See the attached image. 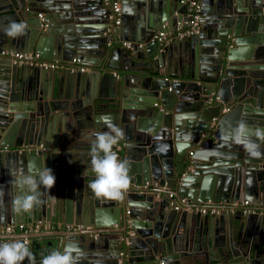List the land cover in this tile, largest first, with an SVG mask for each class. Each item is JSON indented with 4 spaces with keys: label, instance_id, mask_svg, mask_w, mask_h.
I'll return each instance as SVG.
<instances>
[{
    "label": "water",
    "instance_id": "obj_1",
    "mask_svg": "<svg viewBox=\"0 0 264 264\" xmlns=\"http://www.w3.org/2000/svg\"><path fill=\"white\" fill-rule=\"evenodd\" d=\"M190 2L200 7L195 32L159 42V32L192 27ZM119 4L121 22L110 30L104 0H0V228L61 224L39 236L49 249L27 244L41 260L72 245L77 264H264V0ZM13 22L27 26L15 37L6 32ZM3 51L78 59L90 72L17 65ZM104 116L124 132L113 147L129 166L120 200L98 198L89 187L95 134L109 130ZM45 168L52 187L42 181ZM29 176L39 203L17 211V198L32 194L21 186ZM146 183L155 188L142 190ZM166 191L194 206L260 207L174 211L154 195Z\"/></svg>",
    "mask_w": 264,
    "mask_h": 264
},
{
    "label": "clouds",
    "instance_id": "obj_2",
    "mask_svg": "<svg viewBox=\"0 0 264 264\" xmlns=\"http://www.w3.org/2000/svg\"><path fill=\"white\" fill-rule=\"evenodd\" d=\"M25 23H11L6 29L9 36H17L23 33L26 28ZM100 120L105 122L108 131L95 134V141L91 148V170L95 176L89 185L90 189L98 198L120 200L124 192L129 187V166L126 161L118 158L113 151L116 145L124 137V132L118 126L111 124L110 117L104 116ZM247 130V126L241 123L237 129V135L242 137ZM238 142L243 143L244 147L251 151L255 145L245 142L242 139ZM47 175L42 176L44 184L52 187L55 177L50 169L45 168ZM27 184L32 194L18 197L16 200L17 211H30L34 205L39 203L38 193L35 192L37 182L29 176L21 180V186ZM74 253H76L74 255ZM32 259L29 247L21 241L15 243L0 244V264H21L25 259ZM79 253L72 245L66 246L63 251L56 250L49 253L42 259L41 264H77Z\"/></svg>",
    "mask_w": 264,
    "mask_h": 264
},
{
    "label": "built area",
    "instance_id": "obj_3",
    "mask_svg": "<svg viewBox=\"0 0 264 264\" xmlns=\"http://www.w3.org/2000/svg\"><path fill=\"white\" fill-rule=\"evenodd\" d=\"M255 1V0H250ZM105 5L110 7L111 13L109 16L110 23H111V29L117 27L120 22V16H121V8L120 4L116 0H104ZM199 5L196 2H190L189 3V14L192 16L193 21L191 22L192 27L189 30H179L178 32L170 35L166 34L165 32H159L157 34V38L159 42H168L170 39H182L185 37L191 36L195 30L194 25L197 24V21L199 20ZM41 17V16H40ZM118 42V40H116ZM119 45H121L123 48L127 50H131V43L129 42H118ZM111 44L108 43V46ZM141 47V45H139ZM1 55L3 57H6L12 61V63H15L17 65H24L28 67H41L45 69H51V70H57L60 68H70L71 71H79V72H88L89 67L83 65L78 59H73L70 62H64V61H47L41 58L39 53L32 52V53H19V52H12V51H3L1 52ZM6 150V149H4ZM140 189V187H137ZM153 187L151 184L146 183L144 184L141 189L142 190H151ZM165 190L164 188L162 189ZM156 197H166L169 201V204L172 206V209L174 211H180L183 209H186L190 212H200L202 215H208V214H215L220 213L222 211H230L231 213L236 211L238 208H243L244 213H256L258 211V207L251 206L250 203L247 201L241 202V203H233V204H223L222 202L217 203L211 200L206 201L204 204L200 206H194L187 202L184 198H177L175 194L172 191H166L164 195L161 196V194L154 193ZM259 213L264 215V211H259ZM52 229L51 224L48 222L43 221H35L31 223H23L18 225H8L4 228H0V236L1 235H10L16 231H19L23 234H38L41 232H48ZM24 244L27 245V240L24 241ZM162 264V263H160Z\"/></svg>",
    "mask_w": 264,
    "mask_h": 264
},
{
    "label": "crops",
    "instance_id": "obj_4",
    "mask_svg": "<svg viewBox=\"0 0 264 264\" xmlns=\"http://www.w3.org/2000/svg\"><path fill=\"white\" fill-rule=\"evenodd\" d=\"M116 1H120V0H116ZM92 18H94L95 20H99V19H101V17L100 16H94V17H92ZM93 25H97V26H99V25H102L101 23H99V22H94L93 23ZM170 41V40H169ZM168 41V42H169ZM170 70L172 71L173 69H172V67L170 68ZM88 72H90V71H88ZM173 80V79H172ZM117 150H119V149H117ZM118 152V151H117ZM116 152V153H117ZM152 183V182H151ZM153 188H155V186H152ZM222 203L223 204H227L225 201H222ZM241 203V202H240ZM251 206H256V207H260L259 205H257V204H253V205H251ZM170 207L172 208V206L170 205ZM185 212H188V213H190V211H188V210H186V209H183ZM223 212V211H222ZM235 212V211H234ZM234 212H232V213H234ZM221 213V212H220ZM224 213H226V214H230L231 212L230 211H224ZM208 215H210V214H208ZM35 221H43V222H47V221H44V220H34V221H29V222H23V223H31V222H35ZM23 223H19V224H23ZM48 223H50L51 224V227H52V229L50 230V231H48L49 233H51V234H53L55 231H62V229H63V226L61 225V224H58V223H56V222H48ZM15 226V225H14ZM73 226V225H72ZM72 226H67V229L68 230H72L73 229V227ZM80 227V226H79ZM47 232H41V233H38V234H23V233H21V232H19V231H16V232H14V233H12V234H10V235H1L0 236V243H2V244H4V243H15V242H18V238L19 237H33V236H35V237H33V238H29V240L27 239V244H31L32 246H34V245H40L42 248H44V249H49V247L47 246V242H49L50 240H46V241H43L42 240V238H40L39 236L41 235V234H46ZM59 233H62V232H59ZM51 247H52V245H51ZM32 258L34 259V261L35 262H38L39 264H41V262H42V260L40 259L41 257H42V253H40L36 248H34L33 247V251H32ZM137 259H139V258H135V260H137Z\"/></svg>",
    "mask_w": 264,
    "mask_h": 264
}]
</instances>
